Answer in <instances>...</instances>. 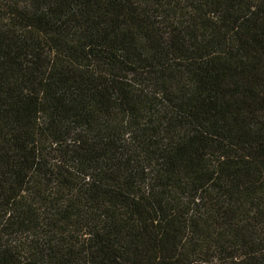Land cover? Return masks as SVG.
I'll list each match as a JSON object with an SVG mask.
<instances>
[{
	"label": "trees",
	"instance_id": "obj_1",
	"mask_svg": "<svg viewBox=\"0 0 264 264\" xmlns=\"http://www.w3.org/2000/svg\"><path fill=\"white\" fill-rule=\"evenodd\" d=\"M0 264H264V0H0Z\"/></svg>",
	"mask_w": 264,
	"mask_h": 264
}]
</instances>
